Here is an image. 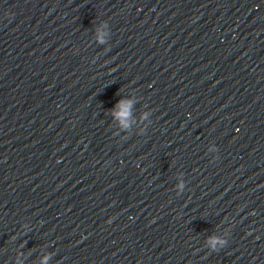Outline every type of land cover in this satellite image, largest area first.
Here are the masks:
<instances>
[{
    "label": "clouds",
    "instance_id": "9594fccd",
    "mask_svg": "<svg viewBox=\"0 0 264 264\" xmlns=\"http://www.w3.org/2000/svg\"><path fill=\"white\" fill-rule=\"evenodd\" d=\"M130 101L121 100L117 103V108L121 109V111L116 112L115 115L119 117H126L129 115L128 108L130 106Z\"/></svg>",
    "mask_w": 264,
    "mask_h": 264
}]
</instances>
